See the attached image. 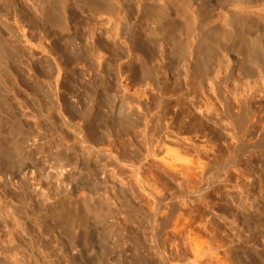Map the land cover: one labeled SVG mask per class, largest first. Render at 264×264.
Returning a JSON list of instances; mask_svg holds the SVG:
<instances>
[{
	"label": "rangeland",
	"instance_id": "rangeland-1",
	"mask_svg": "<svg viewBox=\"0 0 264 264\" xmlns=\"http://www.w3.org/2000/svg\"><path fill=\"white\" fill-rule=\"evenodd\" d=\"M50 1L0 0V137L10 132L6 118L12 115V111L18 113L21 123L26 121L17 102H9L11 110L5 108L1 99L7 102L5 95L13 91L6 88L8 85H17L14 91L28 95L27 103L32 109L37 108L38 121L42 123L39 128L32 121H26L14 139V142L22 139L25 145L35 149V159L32 161L35 167L28 179L24 182L11 180L7 173L1 172L16 170L14 164L0 165V248L8 244L14 246L11 251L0 250V264H76L77 256H82L83 234L86 232L91 236L89 242L94 252L87 254L97 261L95 264H127L130 255L140 253L136 249L139 247H145L153 258H157L152 250L149 205L139 193L133 194L124 185L130 180V174L127 171L123 174L118 168L113 173L114 166L109 159L98 158L91 153L92 147L107 146L111 142V135L99 127L95 128L94 133L81 128L85 126L83 112L73 117L67 104L72 103L74 110H86V115L94 117L99 124L103 117L117 122L115 120L122 112L139 110V100L145 99V96L156 100L165 96L169 102V116L177 117L176 102L170 92L161 88L165 80L107 77L109 92L105 94V100L93 95L91 99L88 95L95 90L108 89L107 86L78 82L72 79L71 74L64 80L66 73L57 80L54 56L41 48L44 40L52 43L56 36L63 34L69 37L78 29V20L84 19L85 27L95 13L80 0H62L61 12L67 22L63 32L44 16V8ZM8 62L23 68L22 77L27 79L28 85L16 77L11 79L2 75V69ZM75 68L74 71H80V68ZM223 76L225 70H218L216 65L210 63L203 64L199 72L188 70L186 77L190 95L185 94V97L195 95L200 98L217 78ZM39 80L44 82L39 84L45 96L40 102L41 109L35 103L33 94L35 82ZM126 83L130 84V90L125 88ZM59 94L65 101L59 98ZM141 95L144 96L140 98ZM99 100H102L100 108ZM216 102L215 109H204L199 115L196 113L199 107L195 106L194 117L198 119L191 129L182 123L174 126L173 137L176 141L184 143V139L190 138L205 152L200 160L197 156L195 158L206 164V170L189 173L185 188L189 195L188 218L199 231L200 242L205 249L209 244H214L212 230L217 227L215 240L223 244L218 246V253H199V261L213 264L211 257L214 254L217 264H264V95H255L250 101L253 113L263 115L262 121L250 130L238 122H227L230 116L235 118L244 114L230 108L233 93L223 89V96ZM186 116L182 110L180 119L184 123ZM85 130L91 142L85 139ZM173 148L180 150L184 158L190 159L193 155L188 151L190 146L174 144ZM193 150L198 151L197 148ZM224 165L226 168H223ZM71 173L74 182L79 181V174L99 186V204L92 202L94 205L82 210L73 197L65 194L63 188L66 184L70 188L67 176ZM174 177L171 186L175 191L179 189L176 184L179 178ZM237 182L241 185H237ZM242 188L249 191V200L243 195ZM201 192L202 199L199 198ZM24 202L30 210L29 221L35 226L30 234L18 226L16 211L22 208ZM204 225L210 227L211 231L206 229L211 232L210 235L202 231ZM36 234L42 238L38 244L30 240ZM163 234L161 232L160 237L163 238ZM176 242V239H170L168 248ZM47 246L54 247L52 253L45 251ZM103 246L106 250L99 254ZM187 256L194 257L193 253Z\"/></svg>",
	"mask_w": 264,
	"mask_h": 264
},
{
	"label": "bare ground",
	"instance_id": "bare-ground-1",
	"mask_svg": "<svg viewBox=\"0 0 264 264\" xmlns=\"http://www.w3.org/2000/svg\"><path fill=\"white\" fill-rule=\"evenodd\" d=\"M80 1L90 6L95 16L88 19L85 27L84 19L78 20L76 24L78 29L69 34V37L61 33V37L56 36L52 43L45 39L41 47L44 52L54 56V64L58 70L57 80L66 73L64 80L71 74L75 81L94 82L95 85L107 88V77L165 80L161 88L171 93L176 102L175 111L178 113L177 117L169 116L167 110L169 102L165 96L162 95L159 100L145 96V99L139 100L140 105H137L139 110L122 112L117 117L119 119L115 120L117 122H111L107 117H103L97 124L94 117L86 115V110L81 111L78 108L74 110L72 103L67 104V109L73 117L82 115L83 112L85 126L81 128L94 133L95 128L99 127L111 135V142L107 146L92 147L91 153L96 154L98 158L109 159L110 164L114 166L113 173L116 172V168L123 171V174L127 171L130 180L124 184L125 187L135 195L139 193L142 200L149 205L152 250L157 254V258H153L145 247H139L136 249L140 253L135 251L126 262L203 264L199 261V253H218V246L223 245L222 242L216 241L219 227L214 229L215 226L212 227L214 244H209L205 249L200 242L199 231L194 228L187 213L189 195L185 188L189 182V173L206 170V164L199 161L205 156V152L203 153L204 148H198L190 138L184 139V143H181V140L176 141L173 137L174 126L182 123L191 129L198 119L194 117L195 106L199 107L197 115L204 109L206 111L215 109L216 99L223 96V89L233 93L230 108L244 113L243 116L227 118L229 124L240 123L250 130L262 121L263 115L253 113L250 101L255 95H264V0ZM61 2L62 0L48 2L44 8V16L50 24L57 25L64 32L67 22L61 12ZM76 17L77 13L74 20ZM22 50L26 51V48L22 47ZM206 63L216 65L218 70L224 69L225 76L217 78L209 87V91L200 98H196L195 95L185 97V94L190 95L186 77L188 70L199 72ZM162 65L166 68L162 69ZM75 67L80 68V71H74ZM22 70L18 64L8 62L2 69V75L11 79L16 77L28 85L27 79L22 77ZM41 82L44 83L42 80L36 81L33 88L34 100L39 109L42 97H45L40 91ZM15 86H6L13 91L5 95L8 103L1 99L5 108L11 110L9 102H17L25 120L32 121L33 125L40 128L42 123L38 121L37 108L29 107L28 95L14 91ZM129 87L130 84L126 83L125 88L130 90ZM182 91L183 93L179 94ZM108 92L109 88L95 90L88 96L91 99L93 95L105 100V94ZM58 96L65 101L60 94ZM102 100H99V108ZM182 110L185 116L187 115L185 123L180 119ZM6 119L10 132L0 137V165L14 164L16 170H3L1 173H7L11 180L24 182L35 167L32 161L36 152L25 145L22 139L20 142H14L26 121L21 123L18 113L13 111ZM86 135L84 134L85 139L91 142L88 132ZM174 144L190 146L191 149L188 151L193 155L189 154L190 159L184 158L180 150L173 148ZM194 148L198 151H194ZM195 157H199V160ZM223 168H226V165ZM71 175L72 173L67 176L70 188L69 184L63 188L65 194L73 197L82 210L86 206L94 205L92 202L99 204V186L92 184L88 177L82 178L79 174V181L74 182ZM174 176L179 178L176 183L179 189L175 191L171 186ZM238 183L240 182H237V185H241ZM241 191L246 200H249V191L243 188ZM202 192L200 199L203 196ZM16 213L18 226L23 232L30 234V230L35 226L29 221L30 210L25 202ZM206 229L211 231L208 225L202 226V231L210 235L211 232ZM161 232L164 233L163 238L160 237ZM83 235L85 236L82 256L81 254L77 256L76 264H95L97 261L87 254L94 253L89 242L91 236L88 232ZM170 239H176L177 242L168 248ZM30 240L38 244L42 238L40 234H36L32 235ZM44 249L52 253L54 247L47 246ZM0 250L11 251L14 250V246L4 245ZM105 250L104 246L100 247L98 253L101 254ZM186 253L187 255L193 253L194 257L190 258ZM211 261L217 264L216 255H212Z\"/></svg>",
	"mask_w": 264,
	"mask_h": 264
}]
</instances>
